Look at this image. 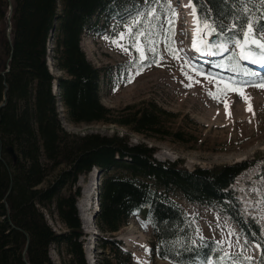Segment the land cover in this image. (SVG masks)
Instances as JSON below:
<instances>
[{"label":"trees","instance_id":"1","mask_svg":"<svg viewBox=\"0 0 264 264\" xmlns=\"http://www.w3.org/2000/svg\"><path fill=\"white\" fill-rule=\"evenodd\" d=\"M118 3L0 0V23L8 21L11 27L9 35L5 28L0 39L5 55L0 54V264H58L50 253L53 246L59 254L65 249L68 258L62 264H88L77 207L81 195L77 183L95 167L102 177L100 209L95 218L102 234L99 246L104 253L108 249L102 264H132L131 255L120 247V242L105 234L127 225L134 211L143 213V219L152 227L151 259L158 256L173 264H222L220 257L227 253L224 247L198 235L192 217L176 196L220 209L247 241L260 245V264L264 237L258 224L244 217L235 194L228 189L243 170L261 159L259 156L188 169L179 159H158L153 145L132 143L128 134H76L64 128L60 107H64L65 117L71 122L105 121L138 134L186 139L164 124V119L169 121L177 114L157 103L141 107L129 104L116 114L102 103L108 67L88 58L82 37L108 26L110 16L118 12ZM200 3L215 10L213 18L238 11L231 0L228 7L218 0ZM254 3L259 6V0ZM105 18L106 23H102ZM223 23L231 21L224 19ZM229 35L233 33L218 36L214 54L223 51L219 46ZM49 56L63 74L50 71ZM222 65L232 74L247 73L237 54L229 51ZM55 82L59 97L54 92ZM46 213L61 222L64 229L55 230Z\"/></svg>","mask_w":264,"mask_h":264},{"label":"rangeland","instance_id":"2","mask_svg":"<svg viewBox=\"0 0 264 264\" xmlns=\"http://www.w3.org/2000/svg\"><path fill=\"white\" fill-rule=\"evenodd\" d=\"M171 5L176 11L174 34L172 25L168 23L172 13L163 0L159 3L155 0L149 2L119 0L117 14L110 16L112 20L118 18L115 23L110 22L98 35L86 33L83 37V46L90 60L98 66L108 67L101 93V101L106 107L113 109V113H118L129 104L141 107L148 103H157L162 108L177 114L169 118V121L167 118L164 119V124L171 131L181 132L186 139L179 141L174 136L165 134H138L126 126L105 121L71 122L65 117L64 107H60L63 126L70 133L76 134L90 132L110 135L128 134L132 143L146 142L153 145L158 159L172 161L179 159L188 169L196 166L213 167L231 164L259 156L263 159L240 175L246 178L238 181L236 179L230 188L240 202L244 201L241 206L246 216L255 218L256 214H260L262 218L264 217V89L251 85L253 82L264 80L262 72L264 67L260 66L261 63H254L256 66L252 73L243 77H230L218 69L219 59L204 63L199 51L193 47V35L190 31L192 29L185 23V14L176 0H171ZM151 9L156 10L155 17L148 15ZM138 13L140 15H137ZM136 20H141V23L133 28V32L139 30L149 34L137 41L144 47V55L147 57L144 60L140 59L141 53L133 46L132 38L120 40V34L123 33L127 37L129 25L134 24ZM106 21L107 18L102 23ZM5 28L8 35V21L6 24L0 23V39ZM114 39L127 51L113 44ZM210 39L197 36V46L201 45V40L207 43ZM149 41L152 43L150 44ZM52 43H48L50 55ZM169 46L177 51L179 58H174L170 54ZM148 47H155L156 51L150 52L147 50ZM230 48L236 49L234 45ZM2 53L3 49L0 46V54ZM48 64L55 75L63 74L54 65L52 57H48ZM226 86L238 88L245 96H250L252 111L247 110L248 103L237 91L229 90L227 95H222L220 99H214L213 95H210V93L217 94ZM54 89L59 97L58 88ZM225 102L228 104L227 111ZM251 171L259 175L254 176V173L251 176ZM100 179V176H96L95 171H92L82 175L77 185L81 189L78 199L80 217L82 220L83 218L89 220V225L82 221L85 233L82 240L86 256L100 259L103 263L108 257V250L105 253L100 250L98 246L100 232L95 220L91 219L96 203L94 191L97 190ZM176 198L194 217L199 234L217 239L229 252L243 253L249 262L255 260L259 251L258 246L245 244L238 228L218 208L204 203L188 202L181 196ZM46 216L55 230L64 229L63 224L56 218L51 217L49 213H46ZM261 231L264 235L262 227ZM105 236L120 240L123 248L133 253L134 264H152L149 258L151 228L149 224L141 221L138 215L132 217L129 224L119 231ZM138 242L144 244L142 249H139ZM93 245L96 248L93 249ZM50 253L58 264H62L63 259L68 258L65 249L59 254L55 246L51 248ZM157 264H169V262L159 259Z\"/></svg>","mask_w":264,"mask_h":264},{"label":"snow or ice","instance_id":"3","mask_svg":"<svg viewBox=\"0 0 264 264\" xmlns=\"http://www.w3.org/2000/svg\"><path fill=\"white\" fill-rule=\"evenodd\" d=\"M146 2H149V0H146ZM155 2L159 3L160 0H155ZM218 2L226 7L230 6L229 0H218ZM163 3L171 10L172 18L168 20V23L172 25V31L174 34L176 11L172 8L171 0H163ZM231 4L236 5L238 11L233 10L228 13H224L223 15L217 14L216 18H213V12L215 10L212 7H206L205 4L200 3V0H189L186 7H190L192 9L193 20L196 25L193 35V47L197 51L202 50L201 47L197 46V36L201 32H203L204 35L212 36H222L226 32L233 33V35L226 37L224 43L220 44L219 47L223 51H228V48L225 45L230 42L235 44L241 50L239 56L240 59L249 60L251 63H264V0H259L258 7L254 3V0H231ZM137 15L140 14L138 13ZM148 15L155 17L156 10L151 9ZM224 19L230 20L231 23L224 24ZM140 23L141 20H136L134 24L129 25L127 37L121 33L120 40L132 38L133 46L141 53L140 59L144 60L147 59L144 55V47L137 43V41H140L142 37H147L149 34L139 30L133 32V28L137 27ZM237 37H239V39H237ZM112 43L123 48V46L115 39ZM149 43L151 44L152 42L149 41ZM201 45H203L204 49L210 50V47L204 40H201ZM123 50L127 51L126 48H123ZM147 50L150 52L156 51L155 47H148ZM169 52L174 58H179L177 51L171 46H169ZM189 79H191V77H189ZM188 86L190 87L191 85ZM251 86L264 89V80H261L258 83L253 82ZM229 90L239 92L241 98L249 105L247 110L252 111L251 97L245 96L238 88L226 86L225 88L220 89L217 94L210 93V95H213L214 99H220L222 95L226 96ZM225 109L226 111L228 109V104L226 102ZM240 259V257H232L228 253H225L223 257H220L222 264H228V261H232V264H237V261ZM260 264H264V257L261 258Z\"/></svg>","mask_w":264,"mask_h":264},{"label":"bare ground","instance_id":"4","mask_svg":"<svg viewBox=\"0 0 264 264\" xmlns=\"http://www.w3.org/2000/svg\"><path fill=\"white\" fill-rule=\"evenodd\" d=\"M180 2H181V5H180V8H181V10H182V12L185 14V17H186V24H187V26L188 27H191L192 28V33H191V35L192 34H194V31H195V28H196V25H195V22H194V20H193V16H192V9L190 8V7H186V5H188V3H189V0H179ZM190 28V29H191ZM191 31V30H190ZM63 108V107H62ZM64 109V108H63ZM252 175H254V172H251V176ZM245 176V175H244ZM244 178H246V177H243L242 178V176H240V180H242V179H244ZM238 181V180H237ZM233 185H234V183H233ZM99 186H97V188H98ZM83 222L84 223H86L87 225H89L88 223H89V220L88 219H84L83 218ZM140 243V244H139ZM138 245V247H139V249H142L143 248V245L144 244H142V242H138L137 243Z\"/></svg>","mask_w":264,"mask_h":264}]
</instances>
